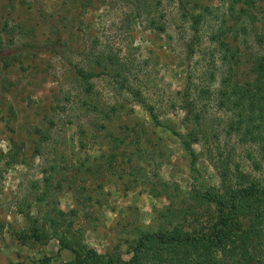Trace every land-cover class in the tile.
Segmentation results:
<instances>
[{
  "label": "rangeland",
  "instance_id": "rangeland-1",
  "mask_svg": "<svg viewBox=\"0 0 264 264\" xmlns=\"http://www.w3.org/2000/svg\"><path fill=\"white\" fill-rule=\"evenodd\" d=\"M262 35L264 0H0V264L70 260L65 236L128 259L141 231L181 227L192 209L210 219L192 197L220 185L221 152L264 179L261 147L220 133L233 114L218 101L231 69L254 79ZM186 96L210 131L196 170Z\"/></svg>",
  "mask_w": 264,
  "mask_h": 264
},
{
  "label": "trees",
  "instance_id": "trees-1",
  "mask_svg": "<svg viewBox=\"0 0 264 264\" xmlns=\"http://www.w3.org/2000/svg\"><path fill=\"white\" fill-rule=\"evenodd\" d=\"M244 1L249 4V0ZM230 8L234 7L231 5ZM189 17L191 29L198 36L202 15L190 13ZM151 27L160 30L157 24L152 23ZM259 42L264 43V35ZM189 48L193 51V45L190 44ZM109 61L112 65L115 62L113 58ZM254 72L251 81L235 79L233 69L222 78L219 107L233 115L219 131L228 138L236 136L243 143L260 146L264 154V59L254 66ZM95 74L92 68L82 76L88 81ZM122 87L131 90L127 83ZM200 94L211 98L208 88L202 87ZM196 105V102L188 101L187 96L184 98L185 120L192 123V128L180 134L183 149L194 170L200 153L193 144L202 142L207 146L210 134L203 129L206 111L197 110ZM215 132L212 133L216 138L219 133ZM209 158L219 174L220 185L205 187L192 198L210 210V219L202 220L199 211L192 209L185 217L186 224L181 227L141 231L129 249L131 256L128 259L115 252L98 253L84 247L77 238L68 240L65 236L61 248L70 249L74 256L59 264H221L226 258L232 264H264V179L244 171L241 161H237L231 152H221L217 158ZM254 162L256 169L261 168V162ZM169 222L172 223L171 216ZM18 236L24 241L30 238L41 240L38 232L19 231ZM43 262L52 264L51 258H45Z\"/></svg>",
  "mask_w": 264,
  "mask_h": 264
}]
</instances>
